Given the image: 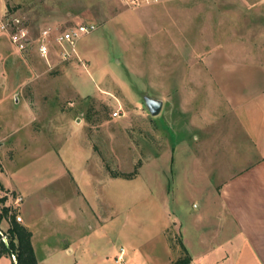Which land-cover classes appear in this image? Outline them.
I'll return each mask as SVG.
<instances>
[{"label": "rangeland", "instance_id": "374dc122", "mask_svg": "<svg viewBox=\"0 0 264 264\" xmlns=\"http://www.w3.org/2000/svg\"><path fill=\"white\" fill-rule=\"evenodd\" d=\"M12 18L27 31L24 51L10 41ZM6 20L0 181L15 185L27 207L22 214L31 220L39 264H116L121 249L125 264H151L148 251L160 250L165 207L178 215L197 187L209 192L218 185V167L196 145L204 128L190 118L238 114L226 95L243 88L237 68L244 65L252 81L257 75L249 66L264 65V0H9L0 3V21ZM78 26L89 33L63 60L54 38ZM220 75L235 78L226 85ZM145 96L162 102L157 116L147 111ZM76 118L78 125L70 124ZM83 136L102 171L81 149ZM82 158L92 164L102 195L96 206L77 196L87 191L77 168ZM213 159L222 160L217 151ZM105 167L136 174L111 177ZM9 225L7 217L0 223L6 235ZM166 235L179 243L174 227ZM67 244L75 253L64 252Z\"/></svg>", "mask_w": 264, "mask_h": 264}, {"label": "crops", "instance_id": "0c3cea01", "mask_svg": "<svg viewBox=\"0 0 264 264\" xmlns=\"http://www.w3.org/2000/svg\"><path fill=\"white\" fill-rule=\"evenodd\" d=\"M5 1L9 0H0V3ZM252 68L249 66L257 75L252 81L246 79L244 65L237 68L240 73L237 78H231L232 75H229L228 79L223 75L218 78L219 82L226 81V85L235 78L238 85L243 86L226 95L227 102L229 96L231 99L233 96L239 108L238 114H202L200 117L199 114L191 115L192 123L195 122L197 126L204 128L206 137L196 145L208 154L206 159L210 160L211 166L218 167V185L216 189H209V192L201 191L197 187L196 195L188 201L189 206L182 207L178 215L165 207L166 220L161 230L160 250L148 251L151 264H172L183 255L188 256V264H264V65ZM218 84L220 86V83ZM247 90L250 93H245ZM78 122L79 119L76 118L75 121H70V124L78 125ZM3 140L4 138L0 137L1 153L4 152ZM183 143L188 149L192 148L191 143ZM81 149L89 156L95 157V164L97 163L98 169L102 171L101 161L86 136L82 137ZM214 151H217V156L220 155L222 160L214 161ZM7 155L12 161L13 152ZM1 156L0 176L4 171ZM91 165L88 160L82 158L77 166L81 169L80 179L87 188V191H80L77 196L80 197L82 205L86 206H96L102 199L99 187L95 186L97 180ZM70 180L76 186L75 176L71 175ZM0 184L3 193L8 196L6 203L9 204V196L18 195V188L12 183L5 186L0 181ZM104 198L107 199V196ZM109 199V207L112 210V194ZM68 207L69 205L64 209L67 213ZM25 208L23 203L18 210L20 224L31 232V244L35 253L31 220L22 214ZM69 214L74 217L72 211ZM171 226L179 238V243L173 245L166 235ZM152 245L154 247V244ZM74 248L67 244L64 252L75 253ZM3 261L14 264L11 256H1L0 262ZM39 263L37 260V264Z\"/></svg>", "mask_w": 264, "mask_h": 264}, {"label": "built area", "instance_id": "2783aa9c", "mask_svg": "<svg viewBox=\"0 0 264 264\" xmlns=\"http://www.w3.org/2000/svg\"><path fill=\"white\" fill-rule=\"evenodd\" d=\"M149 0H141L142 3H146ZM12 23L15 25V30L9 34V38L11 43L16 47L18 51H24L27 47V31L20 25V19L12 18ZM1 30L7 31L8 29V21L5 22L0 21ZM49 31H44L43 35H47ZM89 33L87 27L78 26L76 28L70 29L68 31H64L58 33L54 40L56 44L60 47V55L63 60H66L68 57L74 55L76 53V43L80 39V37L84 34ZM39 52L42 56L46 55V48L43 44L39 46ZM113 117H117L118 113L114 112ZM9 204H7L9 212H8V221L10 222L11 216L14 215L16 222H21V217L18 214L19 207L23 202V199L20 195H10L9 196ZM0 239L2 242L7 244V235L0 231ZM124 250L121 249L119 255L116 257L115 262L117 264H125L123 259ZM12 259L15 260V257L12 256ZM15 262V261H14Z\"/></svg>", "mask_w": 264, "mask_h": 264}, {"label": "trees", "instance_id": "16d2710c", "mask_svg": "<svg viewBox=\"0 0 264 264\" xmlns=\"http://www.w3.org/2000/svg\"><path fill=\"white\" fill-rule=\"evenodd\" d=\"M105 168L111 177L133 178L136 174L135 172L130 174H119L108 167ZM6 197L8 196L6 193H3V187L0 184V223L8 216L9 212ZM5 233H7L8 236L7 244L0 239V257L5 255L14 256L16 259L15 264H37V259L31 244V232L19 222H16L14 215L11 216L9 228ZM188 263L189 258L187 255H183L175 262H172V264Z\"/></svg>", "mask_w": 264, "mask_h": 264}, {"label": "water", "instance_id": "95a60500", "mask_svg": "<svg viewBox=\"0 0 264 264\" xmlns=\"http://www.w3.org/2000/svg\"><path fill=\"white\" fill-rule=\"evenodd\" d=\"M144 103L147 111L151 116H157L162 108V102L159 100H155L148 96L144 97ZM16 263V262H15Z\"/></svg>", "mask_w": 264, "mask_h": 264}]
</instances>
